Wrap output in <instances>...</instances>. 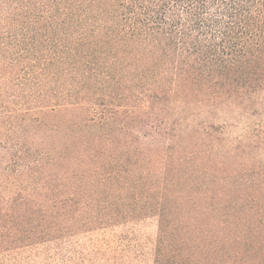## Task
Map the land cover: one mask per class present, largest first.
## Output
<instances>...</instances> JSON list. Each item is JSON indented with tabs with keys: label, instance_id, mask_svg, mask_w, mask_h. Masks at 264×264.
<instances>
[{
	"label": "trees",
	"instance_id": "obj_1",
	"mask_svg": "<svg viewBox=\"0 0 264 264\" xmlns=\"http://www.w3.org/2000/svg\"><path fill=\"white\" fill-rule=\"evenodd\" d=\"M263 118L264 0H0V264H264Z\"/></svg>",
	"mask_w": 264,
	"mask_h": 264
},
{
	"label": "rangeland",
	"instance_id": "obj_2",
	"mask_svg": "<svg viewBox=\"0 0 264 264\" xmlns=\"http://www.w3.org/2000/svg\"><path fill=\"white\" fill-rule=\"evenodd\" d=\"M263 121L264 118L252 124H239L229 130V135L234 139L243 137ZM158 231V219L152 217L79 236L73 242H66L63 249L65 253L83 252L85 257L95 253L100 264H154ZM43 251L40 258L44 256Z\"/></svg>",
	"mask_w": 264,
	"mask_h": 264
}]
</instances>
